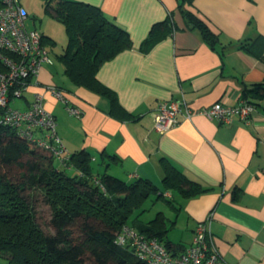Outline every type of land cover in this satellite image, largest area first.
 <instances>
[{"label":"crops","instance_id":"crops-1","mask_svg":"<svg viewBox=\"0 0 264 264\" xmlns=\"http://www.w3.org/2000/svg\"><path fill=\"white\" fill-rule=\"evenodd\" d=\"M71 1L99 8L128 32L133 48L104 62L96 79L115 93L121 114L129 116L112 114L106 97L58 77L54 64L41 67L38 85L20 99L21 109L35 93L42 94L66 149L85 150L95 159L102 153L116 156L107 171L127 183L147 179L160 186L165 159L211 188L188 199L166 193L177 203L175 222L183 226L171 239L182 244L176 252L184 251L195 225L212 213L211 232L223 264H264V101L247 121L232 117L223 124L196 116L159 134L153 119L160 102L181 94L194 111L217 102L236 106L244 87L264 83V0H194L191 11L217 37L215 46L186 27L177 0ZM169 14L177 29L140 50L152 26ZM257 37L262 40L252 44ZM243 41L252 44L248 50L239 47ZM48 86L60 90L63 100L48 93Z\"/></svg>","mask_w":264,"mask_h":264},{"label":"trees","instance_id":"trees-1","mask_svg":"<svg viewBox=\"0 0 264 264\" xmlns=\"http://www.w3.org/2000/svg\"><path fill=\"white\" fill-rule=\"evenodd\" d=\"M177 3L186 27L199 32L210 45H217V37L191 11L194 0ZM44 6L66 31L68 44L60 55L64 75L74 85L106 97L112 114L128 117L121 114L123 109L115 93L96 79L104 62L133 48L128 32L99 8L83 2L44 0ZM176 29L169 14L165 21L152 26L140 50L146 52ZM258 39L262 40L257 37L252 44ZM45 42L48 40L42 34L43 46ZM252 44L243 41L239 47L247 49ZM241 97L257 108L264 101V83L244 87ZM95 158L79 150L69 152L68 158L57 159L47 150L31 147L26 139L0 128V264H147L137 258L130 244L118 243L117 236L124 226L156 240L170 253H180L176 248L182 244L169 237L175 220L168 225L162 212L147 222L130 224L129 220L151 196L178 210L167 192L188 199L212 189L190 180L165 159L158 186L147 179L127 183L111 175L107 170L118 159L114 155L102 153ZM37 197L50 211L49 232L37 222Z\"/></svg>","mask_w":264,"mask_h":264},{"label":"built area","instance_id":"built-area-1","mask_svg":"<svg viewBox=\"0 0 264 264\" xmlns=\"http://www.w3.org/2000/svg\"><path fill=\"white\" fill-rule=\"evenodd\" d=\"M27 12L20 0H0V128L8 129L26 139L31 147H40L57 159L68 158L64 143L57 133L56 118L44 105V96L35 93L25 109L12 108L11 104L23 98L29 88L38 85V75L44 64H53L42 45V33L26 26ZM47 92L63 100L56 87ZM79 116V111L68 108ZM257 111L256 106L240 101L236 106L217 102L210 107L192 110L183 95L160 102L153 114L154 131L164 134L183 121L196 116L220 123H230L232 117L247 121ZM213 214L197 223L187 248L178 254L170 253L154 239H146L134 229L124 226L117 236L121 245L130 244L139 260L147 264H223L211 232Z\"/></svg>","mask_w":264,"mask_h":264},{"label":"rangeland","instance_id":"rangeland-1","mask_svg":"<svg viewBox=\"0 0 264 264\" xmlns=\"http://www.w3.org/2000/svg\"><path fill=\"white\" fill-rule=\"evenodd\" d=\"M20 2L25 6L28 12V19L26 21L27 28L29 29H39L44 33L46 38L51 39L52 41L45 42L46 50L49 53L51 60L55 68L57 69V76L61 77L64 75L63 64L60 60V55L64 52L68 39L66 35V31L64 25L53 18L49 13L45 11L44 0H20ZM52 34V35H51ZM52 42L54 44H52ZM65 76V75H64ZM12 108L21 109L23 107L21 100H16L11 104ZM27 157H24V160H27ZM54 163L57 164V161L54 160ZM71 175V171H68ZM111 175L116 176L115 172L110 171ZM159 186V185H158ZM176 196V193H174ZM173 205L177 207V203L175 200L172 201ZM36 217L37 222L40 224L42 229L46 232L51 231L48 223L50 218V211L48 207L44 204L41 197H37V201L35 203ZM157 212H162L166 218L168 219V225H171L170 222L175 220V216L178 214V210L172 208L171 205L166 203L163 200H157L154 196H151L147 199L139 212L137 214L132 215L129 220V223H139V222H147L154 218ZM170 227L169 237L170 239H175L180 236V232L182 230V221L178 220L174 225Z\"/></svg>","mask_w":264,"mask_h":264}]
</instances>
